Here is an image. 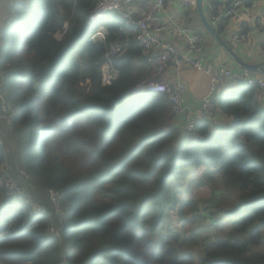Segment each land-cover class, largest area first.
I'll return each mask as SVG.
<instances>
[{
	"label": "trees",
	"instance_id": "16d2710c",
	"mask_svg": "<svg viewBox=\"0 0 264 264\" xmlns=\"http://www.w3.org/2000/svg\"><path fill=\"white\" fill-rule=\"evenodd\" d=\"M98 1L5 3L12 9L0 22V130L14 150L0 142V264H264V101L257 86H227L212 121L202 118L188 133L171 116L168 94L133 92L154 67L123 14L87 23ZM100 25L106 41H89ZM127 37L126 52L111 60L118 77L102 85L106 52ZM7 175L46 212L31 215L28 203L5 198ZM215 177L240 198L218 224L227 231L191 248L167 213L184 218Z\"/></svg>",
	"mask_w": 264,
	"mask_h": 264
},
{
	"label": "built area",
	"instance_id": "2783aa9c",
	"mask_svg": "<svg viewBox=\"0 0 264 264\" xmlns=\"http://www.w3.org/2000/svg\"><path fill=\"white\" fill-rule=\"evenodd\" d=\"M2 1L9 3L12 0ZM134 3L142 5L143 11L140 15H133L126 11ZM172 3L178 4L184 12L196 7L198 0H99L90 12L88 24L100 19L108 12H119L126 19V25L131 29L132 34H138L146 61L154 67V70L147 78L136 84L133 92L168 94L171 116L179 118L185 113L187 95V87L180 77V72L186 66L203 68L211 76V85L208 95L203 98L201 108L194 115L188 116L184 124L185 130L190 134L196 131L198 120L208 118L212 121L216 101L229 85L239 83L255 85L258 88L261 100L264 101V77L253 75L250 69L233 71L230 68H215L212 64H203L202 59L197 57L203 50L200 36L191 26L182 29L183 35L188 41L186 50L162 39L160 34L168 27L167 22L162 18V14L166 5ZM203 6L213 14V18L217 23H223L229 19L240 22L242 19V0H203ZM260 27L264 30V20L260 22ZM107 33V28L101 25L91 34L89 41L105 42ZM248 36L249 32H245L243 27L239 25L234 40L240 42ZM129 44V38L127 37L120 45L110 46V49L106 52L101 74L102 85H107L118 77L119 72L111 60L113 56L123 55ZM171 67L175 70L173 78L168 76V70ZM2 186L5 198L15 199L17 205L24 202L28 203L31 208V215L46 212L45 207L27 196L23 188L11 176L7 175L3 178ZM50 193L54 204L57 206L56 210L59 211L56 194L54 191ZM48 231L52 234H58L59 232L53 226H49Z\"/></svg>",
	"mask_w": 264,
	"mask_h": 264
},
{
	"label": "crops",
	"instance_id": "0c3cea01",
	"mask_svg": "<svg viewBox=\"0 0 264 264\" xmlns=\"http://www.w3.org/2000/svg\"><path fill=\"white\" fill-rule=\"evenodd\" d=\"M11 9V6L0 1V22H3L7 15L11 13ZM242 9L240 22L229 19L223 23H217L213 18V14L204 6L205 17L220 34L222 39V42H220L202 23L198 5L183 12L178 4H167L162 18L167 22L168 27L160 36L163 40L186 50L188 41L185 39L182 29L185 26H191L200 36L203 50L197 57L202 59L204 65L212 64L215 68L225 67L233 71L248 69L241 65V62L264 65V30L260 27V22L264 20V0H250L248 6L243 2ZM126 11L133 15H140L143 7L139 3H134ZM238 23L243 27V30L247 26V31H244L249 32L248 38L240 42L234 40V35L239 27ZM250 70L253 75L264 77L261 70ZM174 74L175 70L171 67L168 70V76L173 78ZM180 77L186 84L187 95L185 113L179 118L186 122L188 116L194 115L201 108L203 98L209 92L211 76L203 68L186 66L182 68ZM220 119L229 122L231 117L221 112ZM217 120H219L218 117Z\"/></svg>",
	"mask_w": 264,
	"mask_h": 264
},
{
	"label": "rangeland",
	"instance_id": "374dc122",
	"mask_svg": "<svg viewBox=\"0 0 264 264\" xmlns=\"http://www.w3.org/2000/svg\"><path fill=\"white\" fill-rule=\"evenodd\" d=\"M67 27L66 25L63 32H58L56 34L58 40L63 38ZM186 27L189 26H185L184 28ZM4 110L6 111V107H4L3 111L0 110L2 114L5 112ZM1 135L2 131L0 130V142L5 143L7 147L11 149L14 145L11 136L5 135L7 139L5 140L1 138ZM10 153L13 155L12 150ZM10 168L12 167L10 166ZM20 172L23 176L27 174L24 170H20ZM184 177L182 182L186 185V181L192 178L193 174L188 173ZM17 179L21 182L22 177L18 175ZM185 188L186 187L179 185L178 190L181 192V195ZM194 190H197L196 184ZM239 198L240 195L238 192L225 185L220 177L211 178L200 188L197 194H195V198L191 200V203L187 207V215L184 218L177 220L173 218L171 211H168L167 214L171 217L169 227L172 229L176 228V231L178 234L182 235V238L186 237L191 248L201 249L203 240L212 238L223 231H227V226L226 228H222L218 226V224H226L223 217L227 210L237 204ZM33 201L35 202V200ZM212 213L218 215L214 221L210 218Z\"/></svg>",
	"mask_w": 264,
	"mask_h": 264
},
{
	"label": "water",
	"instance_id": "95a60500",
	"mask_svg": "<svg viewBox=\"0 0 264 264\" xmlns=\"http://www.w3.org/2000/svg\"><path fill=\"white\" fill-rule=\"evenodd\" d=\"M198 11H199L200 18H201L202 23L204 24V26L210 31V33L215 38H217V40H219L220 42H222V39L220 37V34L215 30L214 25L212 23L208 22L207 18L205 17L203 0H198ZM241 65L245 66L248 69L261 70V72L264 73V65L250 64V63H246V62L245 63L244 62H241Z\"/></svg>",
	"mask_w": 264,
	"mask_h": 264
},
{
	"label": "clouds",
	"instance_id": "9594fccd",
	"mask_svg": "<svg viewBox=\"0 0 264 264\" xmlns=\"http://www.w3.org/2000/svg\"><path fill=\"white\" fill-rule=\"evenodd\" d=\"M98 20H99V19H98ZM98 20H96V21H98ZM96 21H94V22H96ZM94 22H93V23H94ZM91 24H92V23H91ZM100 26H101V25H100ZM100 26H99V27H100ZM102 26H104V25H102ZM99 27H98V28H99ZM104 27H106V26H104ZM106 28H107V27H106ZM107 31H108V30H107ZM16 205H17V204H16ZM21 205H26V204H25V203H22ZM21 205H17V206H21ZM4 236H5V233L2 232V233L0 234V240H2V239L4 238Z\"/></svg>",
	"mask_w": 264,
	"mask_h": 264
}]
</instances>
